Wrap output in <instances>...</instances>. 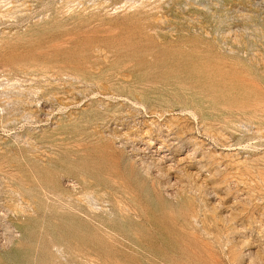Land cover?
<instances>
[{"label":"rangeland","instance_id":"1","mask_svg":"<svg viewBox=\"0 0 264 264\" xmlns=\"http://www.w3.org/2000/svg\"><path fill=\"white\" fill-rule=\"evenodd\" d=\"M0 264H264V0H0Z\"/></svg>","mask_w":264,"mask_h":264}]
</instances>
